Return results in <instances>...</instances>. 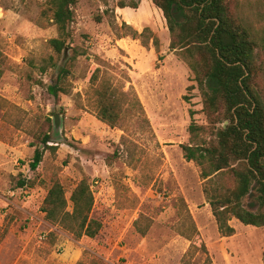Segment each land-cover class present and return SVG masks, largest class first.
Masks as SVG:
<instances>
[{
    "label": "rangeland",
    "instance_id": "1",
    "mask_svg": "<svg viewBox=\"0 0 264 264\" xmlns=\"http://www.w3.org/2000/svg\"><path fill=\"white\" fill-rule=\"evenodd\" d=\"M120 1L138 6L120 8ZM236 1L264 35V0ZM73 10L78 54L69 91L54 97L46 87L62 57L49 44L58 36L49 0H0V196L9 202L0 201V264H263L264 226L231 219L234 234L222 236L200 168L183 156L180 144L210 134L189 132L192 122L207 124L202 98L188 64L169 48L162 11L151 0H77ZM145 27L156 45L133 34ZM257 61L264 69V56ZM95 68L126 90L114 128L96 116ZM46 132L55 149H46L32 172L27 163ZM82 177L102 228L80 244L51 229L39 211L51 180L69 197ZM22 179L35 186L18 188Z\"/></svg>",
    "mask_w": 264,
    "mask_h": 264
},
{
    "label": "trees",
    "instance_id": "2",
    "mask_svg": "<svg viewBox=\"0 0 264 264\" xmlns=\"http://www.w3.org/2000/svg\"><path fill=\"white\" fill-rule=\"evenodd\" d=\"M77 0H49L52 21L58 36L49 44L62 57L54 80L47 91L54 97L69 91L68 74L77 53L72 43L71 23L73 6ZM162 11L170 34L169 48L177 52L194 74L202 98V112L207 124L190 123L193 137L202 133L195 144H180L183 156L194 161L204 179L202 190L209 202L218 232L222 236L234 234L231 219L244 225L264 226V99L263 66L257 60L264 56V35L252 30L248 18L236 0H151ZM136 8L135 2L120 1V8ZM109 10H106L108 12ZM100 20V17H97ZM125 26L127 24H124ZM128 27V26H126ZM148 45L152 37L145 27L133 31ZM98 71V74H97ZM96 72V73H95ZM93 73L94 99L97 118L111 128L120 123L121 106L126 101V90L118 92L104 75L105 70L95 68ZM134 95V94H133ZM142 111L140 101H138ZM226 124L216 126L218 123ZM218 127V128H217ZM212 136V137H211ZM41 145L35 146L27 163L35 172L49 145L46 132ZM18 188H33L34 179L18 181ZM68 201L71 210L67 209ZM95 197L86 177L77 181L66 196L63 184L51 180L43 197L40 211L44 219L74 240L96 238L102 222L94 216ZM193 223V222H191ZM195 229V226L192 224ZM141 233H144L141 231ZM205 247V246H204ZM264 264V254L262 257Z\"/></svg>",
    "mask_w": 264,
    "mask_h": 264
},
{
    "label": "crops",
    "instance_id": "3",
    "mask_svg": "<svg viewBox=\"0 0 264 264\" xmlns=\"http://www.w3.org/2000/svg\"><path fill=\"white\" fill-rule=\"evenodd\" d=\"M0 201L3 202V203H7V204H9V202H7V200L4 199V198L1 197V196H0ZM39 212H40V214L43 216V213H42L41 211H39ZM43 222H46V220L44 219ZM53 228L57 229L56 227L51 226V229H53ZM71 238H72V237H71ZM84 238H87V237H83V238H81V239H79V240H75V241H77V242H79V243L81 244V242H82V240H83ZM72 239H73V238H72ZM87 239H90V238H87ZM73 240H74V239H73ZM90 240H92V239H90Z\"/></svg>",
    "mask_w": 264,
    "mask_h": 264
},
{
    "label": "built area",
    "instance_id": "4",
    "mask_svg": "<svg viewBox=\"0 0 264 264\" xmlns=\"http://www.w3.org/2000/svg\"><path fill=\"white\" fill-rule=\"evenodd\" d=\"M47 235H48V232H45V231L41 232V233L38 235V241H39V242H42L43 240L46 239Z\"/></svg>",
    "mask_w": 264,
    "mask_h": 264
},
{
    "label": "water",
    "instance_id": "5",
    "mask_svg": "<svg viewBox=\"0 0 264 264\" xmlns=\"http://www.w3.org/2000/svg\"><path fill=\"white\" fill-rule=\"evenodd\" d=\"M58 124H59V115L58 114H55L54 115V125H55V128L58 127Z\"/></svg>",
    "mask_w": 264,
    "mask_h": 264
}]
</instances>
